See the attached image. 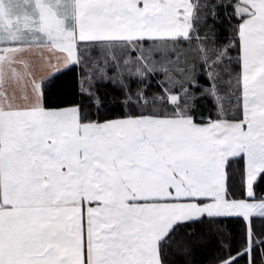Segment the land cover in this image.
<instances>
[{
  "label": "snow or ice",
  "instance_id": "6c2138e0",
  "mask_svg": "<svg viewBox=\"0 0 264 264\" xmlns=\"http://www.w3.org/2000/svg\"><path fill=\"white\" fill-rule=\"evenodd\" d=\"M0 264H264V0H0Z\"/></svg>",
  "mask_w": 264,
  "mask_h": 264
},
{
  "label": "trees",
  "instance_id": "16d2710c",
  "mask_svg": "<svg viewBox=\"0 0 264 264\" xmlns=\"http://www.w3.org/2000/svg\"><path fill=\"white\" fill-rule=\"evenodd\" d=\"M66 80V82L69 84L70 87H75L76 85V73L75 72H69L66 77L64 78ZM201 83H204V80L201 79ZM101 94L105 95V96H110L112 94V90L110 87L108 88H101ZM194 258L199 261L202 259V249H198L195 253H194Z\"/></svg>",
  "mask_w": 264,
  "mask_h": 264
}]
</instances>
